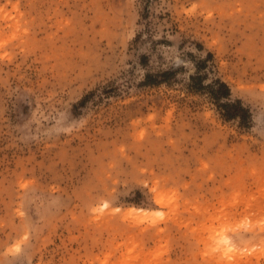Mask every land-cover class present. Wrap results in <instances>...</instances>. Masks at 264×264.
<instances>
[{"label": "rangeland", "instance_id": "obj_1", "mask_svg": "<svg viewBox=\"0 0 264 264\" xmlns=\"http://www.w3.org/2000/svg\"><path fill=\"white\" fill-rule=\"evenodd\" d=\"M0 264H264V0H0Z\"/></svg>", "mask_w": 264, "mask_h": 264}, {"label": "trees", "instance_id": "obj_2", "mask_svg": "<svg viewBox=\"0 0 264 264\" xmlns=\"http://www.w3.org/2000/svg\"><path fill=\"white\" fill-rule=\"evenodd\" d=\"M169 73V71H164L161 74L167 75ZM152 77V75L147 74L145 83L157 84L158 80ZM201 78V75L198 73L191 76V79L195 81L196 85H198L196 87L202 86L200 83ZM205 86V88H209V93L211 94L212 99L215 100L217 107L221 110L220 113L223 118L227 120L238 119L242 125H247L250 123L251 113L249 108L244 106L240 99L231 100L229 98L230 89L225 82L216 79L212 84H207ZM221 100H224V102H220Z\"/></svg>", "mask_w": 264, "mask_h": 264}, {"label": "bare ground", "instance_id": "obj_3", "mask_svg": "<svg viewBox=\"0 0 264 264\" xmlns=\"http://www.w3.org/2000/svg\"><path fill=\"white\" fill-rule=\"evenodd\" d=\"M131 212H134V213L138 214L141 217H145L146 215H148V210H145V209H142V208H132Z\"/></svg>", "mask_w": 264, "mask_h": 264}]
</instances>
